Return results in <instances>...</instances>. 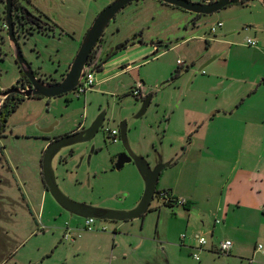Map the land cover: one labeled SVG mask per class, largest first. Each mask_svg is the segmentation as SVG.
I'll list each match as a JSON object with an SVG mask.
<instances>
[{
	"label": "rangeland",
	"instance_id": "obj_1",
	"mask_svg": "<svg viewBox=\"0 0 264 264\" xmlns=\"http://www.w3.org/2000/svg\"><path fill=\"white\" fill-rule=\"evenodd\" d=\"M34 1L64 29L55 34L34 32L22 42V51L37 76L60 79L86 29L110 0ZM218 20L223 25L213 34L210 28ZM104 30L106 46L116 47L121 41L129 44L105 55L103 68L94 70L95 82L90 89L80 96L73 89L51 97L24 96L8 116L0 135V264H110L111 260L112 264H135L140 259L137 253L143 249L150 252L149 264H154V255L163 254L165 249L171 256L167 262L164 255V264H199L192 254L177 247L187 249L181 243L182 232L187 233L188 241L189 232L198 231L187 225L180 203L169 205L154 194L141 216L127 219L125 230L139 237L132 241L131 255L123 259L118 246L109 250L113 242L110 237L121 220L95 218L93 229L79 231L85 217L69 213L44 189L39 173L41 136L69 130L81 120L89 124L103 110V124L91 140L76 143V149L65 146L53 157L58 185L70 197L115 209L137 205L144 189L137 165L128 161L121 168L114 167L124 145L119 133L116 140L112 139L109 129L119 131L122 121L126 122L131 149L151 166L159 159L178 160L162 169L158 189L169 182L176 185V195L183 193L181 197L185 198L191 191L202 196L211 192L213 201L202 200L209 207L217 202L221 183L234 175L233 160L240 159L237 164L250 166L255 179H251L252 190L264 196L262 2L244 0L197 16L160 0H134L116 13ZM247 37L258 42L249 45ZM129 39L134 42L126 41ZM202 54L208 55L206 61L216 57L202 65ZM222 57L225 62L216 59ZM128 63L137 65L123 70ZM209 63L215 65L214 69L207 66ZM20 77L0 18V91L17 84ZM138 81L142 82L144 95L151 93L146 110L139 116L143 97L132 93ZM222 98L228 103L241 100L233 119L226 125L219 118L212 121L207 136L212 145L199 147L194 141L181 159L190 140L196 139L201 123L206 124L207 114L201 112L210 113L213 104ZM4 99L0 96V105ZM246 118L250 122L244 124L242 119ZM51 124L52 129L43 130ZM246 128L251 138L242 140ZM218 226L215 231L220 230L222 235L224 230ZM68 228L75 239L65 236ZM120 230V234H126ZM209 234L204 232L206 238ZM140 236L144 238L142 244ZM237 237L245 241L235 251L239 256L203 264H264L261 252L250 257L253 245L264 243L263 234L250 229ZM140 263H147L146 258L142 257Z\"/></svg>",
	"mask_w": 264,
	"mask_h": 264
},
{
	"label": "water",
	"instance_id": "obj_2",
	"mask_svg": "<svg viewBox=\"0 0 264 264\" xmlns=\"http://www.w3.org/2000/svg\"><path fill=\"white\" fill-rule=\"evenodd\" d=\"M134 0H111L97 14L86 29L80 45L68 64L65 73L57 81L48 80L37 76L31 63L23 54L17 34L14 29V23L11 15V0H6V17L5 23L7 28V38L12 48L14 58L20 67L23 75L27 78L24 82L23 78L18 84H14L0 91V96L6 97L10 93H18L23 96H56L72 90L77 86L84 74L89 68L96 66L102 51V44L98 47L95 56L90 60L91 51L104 29L108 26L109 21L114 18L115 14L126 4ZM164 3L178 6L182 9L199 13L208 14L225 7L231 3L242 2V0H160ZM264 5V0H260ZM108 45V44H107ZM120 48V45L115 47ZM106 56L108 55L105 54ZM151 98V93L143 96L141 108L137 112V116L142 115L146 110ZM105 111H101L83 130L63 134L54 138L46 144L42 153V176L47 190L52 194L55 200L71 214H77L82 217H95L100 219L127 220L141 216L148 208L154 194L156 192V184L163 168L169 166L173 160L159 161L151 166L148 160L141 154L135 153L129 144L127 136L126 122L120 123L119 134L124 145V150L120 151L114 160V167L121 168L125 162L134 161L137 165L143 179L144 189L141 198L136 206L130 209H115L110 207L96 206L84 201L76 200L66 194L58 185L56 175L52 166V160L55 154L62 148L74 143L85 142L92 139L98 131L103 119ZM53 124L43 130H50Z\"/></svg>",
	"mask_w": 264,
	"mask_h": 264
},
{
	"label": "crops",
	"instance_id": "obj_3",
	"mask_svg": "<svg viewBox=\"0 0 264 264\" xmlns=\"http://www.w3.org/2000/svg\"><path fill=\"white\" fill-rule=\"evenodd\" d=\"M223 25V23H222ZM221 25V26H222ZM221 26H218L219 28ZM139 26L134 27L133 29H137ZM218 28H216L217 31ZM215 31V33H216ZM213 33V34H215ZM256 39V38H255ZM258 41V39H257ZM208 56V55H207ZM206 55L202 54L201 55V64H207L210 60H212L213 58H215L216 56L211 57L210 60L206 61L207 58ZM216 59H221L220 61H224L225 62V58H216ZM193 61V59H192ZM103 62L101 63V66L99 69H102ZM137 64L134 65H130L128 64H124L123 70L125 69H131L134 66H136ZM211 63H209L207 66L212 67L211 69H214L215 65H212ZM187 67V66H186ZM215 76L218 75V73H214ZM209 78V77H208ZM264 83V82H263ZM216 84V83H214ZM143 97V96H142ZM241 100L238 101V99H234L231 103H228L226 98H222L221 100H219L217 103L213 104V109L210 113L208 112H201V113H206V124L204 125L203 123H201V125L199 126V129L197 131V137L196 139H191L190 143H188V145L186 146L185 150H184V154L179 155V157L182 159L187 152L189 151V149H191L192 147V143L194 141H196V144L200 147H209L212 144L209 141V138H207L208 136V129L212 123V121H214L216 118H219L221 121H223V125H226L228 121L232 120L234 113L236 112L235 109L238 108V106L240 105ZM242 121L244 122V124L247 122L249 123L250 120L249 119H242ZM84 124V120H81L80 122H78L77 125H75L73 128H77L80 127L81 125ZM247 130H245L243 136H242V140L245 139V137L247 136V140H249L251 138V132L248 130L249 128H246ZM68 130L66 131H61L58 133H54V134H50L48 133V135L45 136H41L42 137V153L43 150L46 146V144H48V142L50 141L51 138H54L55 136H59L61 134H65ZM184 135V134H183ZM181 138H182V134H180ZM181 143V142H180ZM182 145V143H181ZM213 145H216V143ZM247 145V144H246ZM248 147L251 146V142L248 143L247 145ZM177 147H181L180 145H177ZM177 153V152H176ZM41 158L39 159V173L41 176V180H42V184L45 190H47L46 185L44 183L43 180V176H42V162H41ZM170 158H174V157H170ZM169 157L166 160L170 159ZM180 159V160H181ZM165 160V161H166ZM173 162H177L178 160H176L175 158L173 159ZM185 160H187V158H185ZM237 162H240V159H234L233 160V165L232 167L235 170L234 175L230 178L228 177L224 182L221 183L220 187L221 192H220V196L217 200V202H213L211 204V206H205L206 203H203L202 200L203 199H207L208 201H213L214 197H213V193L211 192H207L206 196H202L201 194H197V192L195 191H191L189 193L186 194V198L185 197H181L183 195L177 196V187L175 184L173 183H169V182H165L162 184V186L160 188H169L171 190V192L174 194V196L176 197H180V198H184L185 202L182 205V211L185 214V221L187 222V225L190 226L189 228L191 230H198L196 232H201L202 234H204L205 231L209 232V238H208V242L205 246H203L202 249H200L199 251V256L200 258L197 259L200 262H198L199 264H203V263H208L209 261H214L216 259H222V258H226L227 260L231 259V258H235L239 255H237L238 253H235V251L237 252V250H239L243 245H245V241L239 239L237 237V234L239 235V233L241 232H246L247 230L253 229L255 232H261L263 234L264 237V196H261L259 194H257L256 192H254L252 190L253 188V184L251 182L252 180H255L252 173H251V169L250 166L247 167L246 165H240L237 164ZM174 164V163H172ZM239 173H242L243 178L239 175ZM223 188H225V192L223 193ZM185 194V193H184ZM225 198V201L223 202L222 200ZM179 205V204H178ZM180 207V206H179ZM232 214V215H231ZM220 216V217H219ZM215 218H218L220 221L219 222H215ZM127 223V220H121L120 222H117V224L114 227V231H113V235L110 237L112 242V245L110 246L109 250H115L116 247L118 246L119 249L121 250V256L123 259H126L128 255H131V252L134 250H132L131 245H132V241L134 240V238H138L139 235H137L134 232H130L127 231L128 229L125 230L124 225ZM236 224V225H235ZM218 226L219 229H223L224 232L222 233V235L220 234V230L219 231H215L216 226ZM123 226V227H122ZM186 226V225H185ZM186 226V228L188 227ZM95 227V226H94ZM125 230V235L124 234H120L121 230L120 229ZM80 230H87L84 228V225L78 229ZM229 230H234V233H232ZM78 231L77 236H79L81 234V232ZM66 232H68V234L70 235V230L69 228L66 230ZM193 233V231H190L189 233ZM195 232V231H194ZM68 235V236H69ZM136 236V237H135ZM141 241L139 242V244H142L144 242V238L143 236H140ZM189 240L186 241V237L181 240V243L185 245V247L187 248L186 250L184 248H181L180 246H178L175 242H168V244L170 246H176L178 247L179 251L181 252H189L190 254H192V251H194L193 249L196 248L197 246V240L192 236V234H190V236L188 237ZM221 238H231L233 240V246L231 247L230 252L232 251V253H228L226 256H222V255H218L219 253L217 252V245L219 243L220 240H222ZM70 239L73 240L75 239V237L72 235H70ZM138 244V245H139ZM123 246L125 248V250H123ZM128 252L127 254L125 252ZM255 252H261L263 255L264 253L257 249L255 247V244L253 245V252L250 255V257H253V254H255ZM114 254V253H112ZM139 255L138 259L139 261H135V264H149L148 263V258L147 256H150V252H146L144 249L143 251H140L137 253ZM241 254V253H239ZM165 256H167V262H170L169 258V252L165 249V252L163 254H155V262L154 264H164V259H166ZM121 256H118V258H120ZM142 257L146 258L147 263H140V260L142 259ZM115 257H113V259H115ZM143 261V260H142ZM202 261V262H201ZM110 264H112V260L110 261ZM250 264V263H249Z\"/></svg>",
	"mask_w": 264,
	"mask_h": 264
},
{
	"label": "flooded vegetation",
	"instance_id": "obj_4",
	"mask_svg": "<svg viewBox=\"0 0 264 264\" xmlns=\"http://www.w3.org/2000/svg\"><path fill=\"white\" fill-rule=\"evenodd\" d=\"M52 1L50 0V2H52ZM52 3H54V2H52ZM6 4H7L6 0H0V18L3 21L4 28L6 29V32H7L6 23H5ZM11 15H12L13 23H14V29H15V32L17 34L20 45H22V42H25V40L34 32H43L46 34H55L56 31L63 32V29H64L50 14H48L43 8H41L34 0H11ZM103 32H105V30ZM103 35L104 34L102 33V35L99 37L96 44L94 45V47L91 51V54H90V58H89L90 60H92V58L95 56L97 49L101 44L103 47H102L101 55L99 57L98 62H102L103 58L105 57V54H107V53L111 54L115 51V47L111 46V44L106 46V44H105L106 39L104 38ZM127 44H129V43H125V42L121 41L118 45H120V48H121V47H125ZM21 48H22V46H21ZM67 66H66V68H67ZM66 68H65V70H66ZM65 70L62 73H60V77L64 74ZM40 77H42V76H40ZM21 78H23L24 82L27 81V78L25 76L20 77L19 81L21 80ZM42 78H44V77H42ZM45 79H49L52 81L59 80L58 78H54V77L45 78ZM89 124L84 123L80 127L69 129L65 134L83 130L84 128L89 126ZM102 124H103V121H102L101 125ZM61 135H63V134H61ZM61 135H59V136H61ZM59 136H55L54 138H57ZM54 138H51L50 141L53 140ZM75 144L76 143L68 145V146H72L73 149H76ZM0 195H2V194L0 193Z\"/></svg>",
	"mask_w": 264,
	"mask_h": 264
},
{
	"label": "built area",
	"instance_id": "obj_5",
	"mask_svg": "<svg viewBox=\"0 0 264 264\" xmlns=\"http://www.w3.org/2000/svg\"><path fill=\"white\" fill-rule=\"evenodd\" d=\"M208 1V0H205ZM222 25V21L218 20L216 24L212 25L210 28V32L215 33L216 28L218 26ZM258 41L255 38L247 37L246 43L249 45L256 44ZM93 68H89V70L84 74L83 78L81 79L80 83L73 88V90L76 92L78 96H80L82 93H85L88 89H90L95 82V74H94ZM132 93L136 96H144L143 93V85L141 81H138L134 88L132 89ZM118 129L117 128H111L109 129V134L112 137L113 140L117 139L118 136ZM155 194L158 195L159 198H161L164 202H170V203H180L183 204L185 202L184 198L176 197L171 192L169 188H157ZM220 220L218 218H215V222H219ZM95 222V217H85L84 220V228L87 230L93 229V224ZM105 229V227H103ZM67 237L69 234L68 232L64 233ZM187 236L186 232H182L180 234V237L184 239ZM192 236L197 240V246L194 251H192V255L195 259H199V251L203 248L208 242V239L204 234L201 232H193ZM232 247V241L229 238H225L219 241L217 245V252L218 253H229ZM255 247L259 250H261L264 253V243L259 242L255 244Z\"/></svg>",
	"mask_w": 264,
	"mask_h": 264
},
{
	"label": "trees",
	"instance_id": "obj_6",
	"mask_svg": "<svg viewBox=\"0 0 264 264\" xmlns=\"http://www.w3.org/2000/svg\"><path fill=\"white\" fill-rule=\"evenodd\" d=\"M243 1L244 0H242V2ZM196 15L198 16L200 14L199 13H196ZM126 41H131V43L134 42L133 39H131V40L129 39V40H126ZM102 62H98L96 64V66L91 67V68H93V69H99ZM35 73H36V71H35ZM23 76L24 75H23V73L21 71V77H23ZM23 98H24V96L21 95V94H18V93H10L9 95H7L5 97V99L1 103V105H0V135H1L2 130L5 127V123H6L7 119H8V116L10 115L11 111H13L18 106V104L20 103V101ZM156 190H157V186H156ZM164 203H167L169 205H172V203L167 202V201H165Z\"/></svg>",
	"mask_w": 264,
	"mask_h": 264
}]
</instances>
